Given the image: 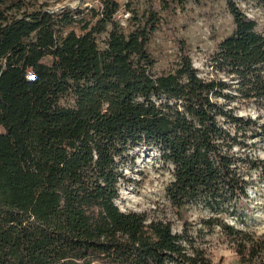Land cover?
<instances>
[{
    "label": "trees",
    "instance_id": "trees-1",
    "mask_svg": "<svg viewBox=\"0 0 264 264\" xmlns=\"http://www.w3.org/2000/svg\"><path fill=\"white\" fill-rule=\"evenodd\" d=\"M93 1L50 12L0 0V264H212L192 227L176 233L116 205L137 147L170 167L172 206L205 214L196 237L217 231L241 264H264V236L245 215L250 173L264 179L247 141L264 138V123L232 106L264 112V0H246L262 25L224 0L234 28L208 75L171 31L201 0ZM162 30L178 58L157 73L150 46Z\"/></svg>",
    "mask_w": 264,
    "mask_h": 264
},
{
    "label": "rangeland",
    "instance_id": "rangeland-1",
    "mask_svg": "<svg viewBox=\"0 0 264 264\" xmlns=\"http://www.w3.org/2000/svg\"><path fill=\"white\" fill-rule=\"evenodd\" d=\"M121 4L127 0H118ZM141 9L146 0H134ZM237 6L250 18L262 25V10L254 3L246 0H234ZM45 9L58 12L63 9L84 8L95 5L93 0H39ZM126 13H120L118 19L126 26ZM171 31L175 39H182L190 50L192 64L201 75L210 72L207 67L209 56L218 43L233 31V23L224 0H201L198 3L188 1L183 13L178 12ZM174 37L166 31H160L151 42L150 50L156 60L155 72L169 71L178 58V48ZM235 113L244 118L264 123V112L248 102H234ZM251 156L264 160V138L249 139ZM123 179L119 185V198L116 205L121 211H133L144 214L148 220H162L172 225L173 232L181 233L186 224L192 227L190 234L196 243L206 249L212 264H241L234 247L225 237L216 232L200 234L196 237L195 230L201 225L199 220L204 213L192 207L175 208L170 203L166 187L171 181L170 167L163 164L155 150L137 147L129 152V161L123 169ZM251 184L248 188V201L245 215L247 230L257 236H264V179L251 172ZM227 223L234 222L227 219ZM239 226V225H237Z\"/></svg>",
    "mask_w": 264,
    "mask_h": 264
}]
</instances>
